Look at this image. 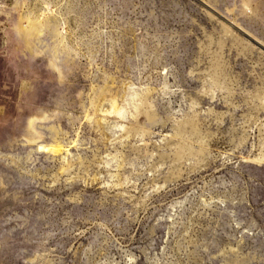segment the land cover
Instances as JSON below:
<instances>
[{
  "label": "rangeland",
  "instance_id": "obj_1",
  "mask_svg": "<svg viewBox=\"0 0 264 264\" xmlns=\"http://www.w3.org/2000/svg\"><path fill=\"white\" fill-rule=\"evenodd\" d=\"M2 144V264H264V0H0Z\"/></svg>",
  "mask_w": 264,
  "mask_h": 264
},
{
  "label": "bare ground",
  "instance_id": "obj_2",
  "mask_svg": "<svg viewBox=\"0 0 264 264\" xmlns=\"http://www.w3.org/2000/svg\"><path fill=\"white\" fill-rule=\"evenodd\" d=\"M41 26H40V30H43V24L42 22H38ZM46 24L51 26V32L57 37L59 38L60 35L58 34L57 32V26L59 24V18L58 16H53V17H50L48 18V20L46 21ZM33 35H35V33H30V36H28V39L30 41V44L33 43L35 41V38L36 37H32ZM54 50H53V59H54V65H57V61H59L61 58H60V49L59 47H57V45H54L53 46ZM60 52V53H59ZM62 149L63 148H58V152H62ZM3 244V241L2 239H0V247L2 246Z\"/></svg>",
  "mask_w": 264,
  "mask_h": 264
},
{
  "label": "water",
  "instance_id": "obj_3",
  "mask_svg": "<svg viewBox=\"0 0 264 264\" xmlns=\"http://www.w3.org/2000/svg\"><path fill=\"white\" fill-rule=\"evenodd\" d=\"M25 131V130H24ZM23 131V132H24ZM11 142H13L12 140H11ZM10 144V143H9ZM9 144H2V145H0V148H2V149H4V148H7L8 147V145ZM5 248H8V244L7 243H5V245L3 246V249H4V251L3 252H0V254L2 255H0V264H2L3 263V261L5 260V258L7 257V255H9V253H10V250L9 249H7L6 251H5ZM0 250V251H1Z\"/></svg>",
  "mask_w": 264,
  "mask_h": 264
}]
</instances>
